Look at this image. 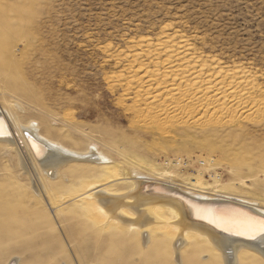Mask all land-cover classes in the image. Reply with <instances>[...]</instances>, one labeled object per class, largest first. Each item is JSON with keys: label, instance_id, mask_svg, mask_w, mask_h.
Returning <instances> with one entry per match:
<instances>
[{"label": "rangeland", "instance_id": "obj_1", "mask_svg": "<svg viewBox=\"0 0 264 264\" xmlns=\"http://www.w3.org/2000/svg\"><path fill=\"white\" fill-rule=\"evenodd\" d=\"M0 110L68 148L96 146L120 172L170 168L177 185L201 176L264 204V0H0ZM8 149L0 184L15 225L0 264H96L101 225L71 197L100 180L124 193V180L106 184L114 172L104 164L75 162L49 179L65 188L38 194ZM115 232L108 244L139 242ZM168 249L154 261L173 260Z\"/></svg>", "mask_w": 264, "mask_h": 264}, {"label": "bare ground", "instance_id": "obj_2", "mask_svg": "<svg viewBox=\"0 0 264 264\" xmlns=\"http://www.w3.org/2000/svg\"><path fill=\"white\" fill-rule=\"evenodd\" d=\"M18 108L22 109L20 105ZM8 148L16 152L20 166L38 194H41L42 188L45 191L65 188L66 186H62L64 183L53 182L54 185H51L49 179H56L61 167L75 162L90 161L98 167L104 164L114 172L113 175H108L109 181H106V184L124 180L123 184L121 183L124 193L114 192L115 190L109 189L111 187L100 184V180L99 183L96 181L97 184L94 181L95 183L85 185V191L74 195V198L71 197L83 212L92 217L95 224L101 225V230H98L101 234H98L100 251H97L99 258L96 264H113V258L117 256L122 257L124 264H163L165 261H154V252L159 251L168 256V248L176 257L173 260L167 257L165 264H181L177 254H182V249H185L188 243V248H193L195 254L193 257L182 254L183 264H209L208 261L215 258L220 264H264V233L255 232V238H251V230H258L264 221V204L219 193L218 183L208 184L201 176H197L193 178L196 181L192 186H180L173 181L176 173L170 168L156 171L155 176L136 168H130L128 173L120 172L119 168H116L118 166L113 165L114 159L96 146L86 152L68 148L40 133L37 122L23 124L11 110L7 114L0 110V151H4V156ZM26 157L34 164V171H40V174L36 175L38 179L29 170ZM1 183L0 243H3L6 242V225L14 226L15 223L6 219V194L3 192L5 180ZM138 185L143 188L140 196L134 193ZM63 200L58 201L59 207L70 198ZM106 229H111V233L116 231L115 235L118 232L125 237L137 236L139 242H132V249L127 250L118 246V242L114 245L108 244L107 238L113 235H103ZM158 229H161L159 234L156 232ZM237 232L245 234L236 235ZM153 235L161 236L159 242L155 243ZM166 238H173V241L170 239L171 242L167 240L166 244L160 243ZM206 251L210 254L205 253ZM200 255L202 259H199ZM107 256L111 259H107ZM15 260L10 259L8 264H16ZM117 262L114 260V264Z\"/></svg>", "mask_w": 264, "mask_h": 264}, {"label": "snow or ice", "instance_id": "obj_3", "mask_svg": "<svg viewBox=\"0 0 264 264\" xmlns=\"http://www.w3.org/2000/svg\"><path fill=\"white\" fill-rule=\"evenodd\" d=\"M251 232H252L251 238H255V235H254L255 232L264 233V221L261 222V226L258 230L253 229V230H251ZM244 234L245 233H243V232H237L236 233V235H244Z\"/></svg>", "mask_w": 264, "mask_h": 264}]
</instances>
